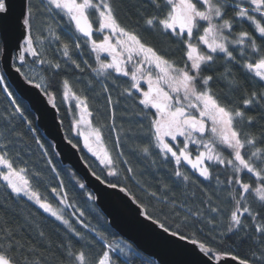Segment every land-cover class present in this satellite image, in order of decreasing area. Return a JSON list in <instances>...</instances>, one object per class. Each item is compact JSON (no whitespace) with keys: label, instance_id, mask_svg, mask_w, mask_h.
Here are the masks:
<instances>
[{"label":"snow or ice","instance_id":"6c2138e0","mask_svg":"<svg viewBox=\"0 0 264 264\" xmlns=\"http://www.w3.org/2000/svg\"><path fill=\"white\" fill-rule=\"evenodd\" d=\"M245 4L248 6L245 7ZM149 7L155 10L154 14H148ZM136 9V15L143 20L146 30L174 37L183 46L182 64L170 59L167 50L158 48L136 28L123 24L119 17L118 0H19L18 4L14 0H0V83L5 81L2 73L12 68L23 75L28 84L33 83L31 76L21 72L24 64L17 67L14 63L17 59L27 63L25 53H30L35 58L33 63H48L54 69L61 67L59 63L41 59L43 53L37 51V43L39 41L42 44L47 37L38 35V31H47L55 41L60 42L65 57H69L70 44L62 40L59 31L73 36L77 49L80 48V37L75 34L87 37L96 54L98 67L93 69L94 72L102 74L111 69L131 79L130 86L120 95L133 98L142 107L135 113L138 120L135 130L129 128L128 133L133 139L148 141L147 144H137L136 150L151 155L153 148L158 149V154L165 161H174L176 170L173 175L181 177L185 182L190 181L191 177L180 170L182 162L191 165L205 180L212 176L207 162L230 166L233 174L223 182L217 176V183L238 185L239 188L229 192L233 207L227 216L225 229L215 235L211 232L205 235L203 227L197 225L206 223L215 229L217 221L213 214L218 216L222 210L213 206L211 196L202 200L200 205H194L192 201L196 196L195 189L190 193L185 192L181 199L173 192L172 186L161 182L159 191L148 190L147 195L162 207L156 214L149 212L148 206L127 186V174L134 170L127 167L123 178H120L121 171L117 169V163L118 158L124 156L120 137L117 136L115 141L120 151L114 158L104 145L101 129L92 128L91 121L86 119L92 115L88 110L87 97L77 96L65 79L63 96L65 99L72 96L80 109V117L75 120V125L87 124L90 128L87 134L81 135L84 146L98 160L99 172L93 168L91 175L108 189H119L126 194L132 203L144 210L140 215L165 234H170L173 243L191 244L192 254L199 257L192 264H212L213 260L218 264L228 257L237 260L239 264H264V211L260 210L264 209V157L258 158L259 149L250 155L245 151L246 146L255 145L256 138L251 132L244 130L245 125L251 127L257 119L246 115L245 109L253 105L262 107L264 91L252 90L246 93L242 105H239L233 104L227 95H218L210 87L216 80H227L233 90L240 87L234 79H230L233 75L231 68L225 67L223 72H217L218 54H223L227 64L242 68L251 78L264 83V44H258L256 37L248 31H241L235 39L231 38L234 24H242L246 20L264 41V0H147V6L138 4ZM229 11L232 16L225 19ZM90 13H95L99 25L96 31L108 32L99 42L91 39L93 23ZM136 23L139 24V21ZM236 46H239V52L234 54ZM202 47L206 51H201ZM248 48L250 53L246 51ZM100 53H107L110 61L101 60ZM72 63L80 68L75 61ZM141 81L146 82V89L141 86ZM35 86L49 96V102L56 108L53 96L48 91L50 85L46 83ZM104 92L107 94L108 104L113 105L107 84L104 85ZM8 95L12 96L13 93L8 92ZM12 103L14 113H19L28 130L35 134L37 129L33 127V119L25 115L26 112L31 114L29 109L22 106L23 101L18 102L15 97ZM152 109L155 111H151ZM111 117L114 121V108ZM260 119H264V115ZM16 135L19 136L20 133ZM179 137H183V140L178 141ZM34 138L40 144V138ZM166 138L178 142L171 143ZM4 139L7 140L6 143L0 142V179L6 182L7 188L17 197H27L44 212L61 221L68 231L59 243L53 245L51 238L43 230H39L38 225L35 226L37 231L33 235L30 231L32 222L27 217L25 223H14L6 215V209L10 206H0L5 210L0 212V264H93L86 251L93 246V241L78 231L38 191L33 190L26 178V168L16 166L19 153L13 156L9 152V148L15 146L13 141L7 137ZM67 143L72 148L78 147L71 139ZM190 145L196 146L194 159ZM220 148L228 151L229 156L225 157ZM48 162L51 163V159ZM119 163L127 165L129 161L123 159ZM245 170L257 180L255 188L250 183L243 182L240 173ZM109 177L117 179L112 182ZM191 182L196 184L194 180ZM80 187L84 188L85 185L80 184ZM52 191L55 193L57 190ZM200 191L205 192L204 189ZM249 195L257 200L259 209H253L248 200ZM89 197L94 201L97 199L91 193ZM68 232L78 238L81 247H76L73 236H69ZM201 235H205V238L201 239ZM229 240L232 241L231 244L227 243ZM244 243H250V258L242 259L235 254L233 245ZM106 247L115 251L119 245L114 248L112 244H106ZM120 251L123 253L122 248ZM94 264L117 262L111 258L109 251H104L103 256L95 260Z\"/></svg>","mask_w":264,"mask_h":264},{"label":"trees","instance_id":"16d2710c","mask_svg":"<svg viewBox=\"0 0 264 264\" xmlns=\"http://www.w3.org/2000/svg\"><path fill=\"white\" fill-rule=\"evenodd\" d=\"M118 2L119 17L123 24L130 28H136L141 35L149 38L158 48L167 50L170 53V59H175L181 64L183 63V46L174 37L163 36L158 32L146 30L143 20L136 15V5L145 4L147 6V0H118ZM154 11L153 8H148L149 15L154 14ZM230 18L229 11L225 19ZM137 21H139V24L136 23ZM37 25L39 27V19ZM241 28L240 31H245L244 27ZM249 31L256 37L258 44H264V41L259 38V35L254 29H249ZM37 34L47 37L42 44L39 41L37 43V51H42L43 53L41 59L59 63L61 67L54 69L48 63L40 64L39 61L33 63L35 58L27 53L25 54L27 63H23L24 67L21 69V72L31 76L34 84L44 85L47 83L50 85L48 91L52 94L53 102L58 109L64 133L68 139L73 141V144H78L77 148L81 153L80 155H82L87 165H91V170L95 168L99 172V168L97 167L98 160L87 151L80 134H76V129L79 126L75 125L74 122L80 117V109L76 106L75 99L72 96H69L67 99L64 98L63 81L65 79L69 81L73 92L77 96L82 98L87 97L88 110L92 115L86 117V119L91 121L92 128L101 129L104 145L109 149L114 158H116L117 153L120 151L115 144L117 136L120 137V143L124 151V156L119 157L117 163V169L121 171L120 178H123L124 169L127 167H131L134 170L133 173L127 174L129 176V179L126 181L127 186L148 206L149 212L156 214L159 208L162 207L155 199H151L147 195L148 190L159 191V184L161 182L172 186L173 192L181 199L184 198L185 192L190 193L195 189L196 196L192 201L194 205H200L202 200L211 196L213 206H218L222 210L218 216L213 214L217 221V227L215 229L206 223L197 225V227H203L205 235L209 232L215 235L217 232L223 231L227 224V216L233 207L229 192L233 189H238L239 186L227 185L225 183L218 184L217 176L221 182L225 181L233 174L231 167L218 165L214 162H207L210 165L212 176L211 179L205 180L199 176L198 172L191 168V165L182 162L180 170L189 175L191 180L196 181L194 185L191 180L185 182L181 177L174 176L173 173L176 170L174 161H165L158 154V149L153 148L151 155H145L136 150L135 146L137 144H147L148 141L133 139L132 135L128 133L129 128L135 130L138 123L135 113L140 111L142 107L133 98H129L127 95H120L125 88L130 86V77H124L111 69L102 74L94 72L93 69L98 67L95 53L92 52L90 42L78 33L75 35L80 37L79 49L75 47V39L73 36H68L64 31H59L62 40L70 44V58L63 55L61 43L55 41L47 31H38ZM93 39L97 42L100 41L97 33ZM201 51H206V48L202 47ZM238 52L239 46H236L234 54ZM256 58L258 57H254V59ZM101 60L104 62L110 61H107L105 57H102ZM72 61L79 64L80 68H76ZM14 63L16 66H20L16 61ZM225 67L231 68L233 75L230 79H234L240 87L233 90L228 85L227 80H216L210 87L218 95H227L233 104L242 105V100L246 93H250L252 90L264 91V83L259 82L258 79L251 78L242 68L233 64H227L223 54H218L217 72H223ZM41 77H44V79L42 80ZM105 84L108 85L114 102L113 105H109L107 102V94L104 92ZM141 86L146 89V82L142 81ZM8 92H12L13 95L9 96ZM14 97L18 102L22 100V106L29 109L31 114L29 115L26 112L25 115H28L29 119H33V127L37 129L35 134L28 130L26 122L23 121L19 113H14V105L12 103ZM262 107H264V103H262ZM262 107L253 105L249 109H245L246 115L257 118L251 127L248 125L244 126V130L251 132L256 138L255 145L246 146L245 151L250 155L259 149L260 154L258 158L264 157V142H262L264 141V119H260L261 115H264ZM113 108L115 110L114 121L111 117ZM151 111L154 112L155 110L152 109ZM36 120L37 117L29 104L17 94L5 77V81L0 83V133H3V136H0V142H7L4 137L13 141L15 146L10 147L9 152L13 156L19 153L16 166L18 168H26V178L29 179L33 190L38 191L41 197L51 203L53 208L59 210L65 219L70 220L78 231L93 241V246L86 249L89 254V259L93 261V264L95 260L103 256L104 251H109L111 258L117 264H157L153 259L136 249L133 244L122 238L110 226L101 208L89 197V193L94 196L93 193L86 186L81 188L80 184H84L82 178L70 166L61 163L53 143L43 135L36 124ZM144 123L146 129L147 122L145 121ZM113 124L115 125L114 128ZM16 133H20V135L17 136ZM34 137L40 138V144L36 143ZM166 139L171 143H177L179 140H183V137H179L177 142H172L171 138ZM41 144L43 147H41ZM189 147L194 159L196 146L190 145ZM200 150L203 149L201 148ZM219 150L222 151L225 157L229 156L228 151L222 148ZM49 159H51V163L48 162ZM123 159H127L129 164L124 165L119 163V160ZM153 160L155 163H153ZM240 176L243 182L250 183L253 188L257 186L258 182L255 177L247 173L246 170L240 173ZM108 179L115 182L117 178L109 177ZM52 189H56L57 191L54 193ZM200 189H204L207 195H205V192H201ZM248 200L254 210L260 208L253 195H249ZM3 205L10 206L6 209V215L11 221L14 223H25V217H27L32 222L30 231L33 235L37 231L35 226L38 225L39 230H43L51 238L53 245L59 243L63 239L64 233L68 231L61 221L56 220L55 217L44 212L33 201L28 200L23 195L17 197L11 192V189L7 188L6 182L0 179V206ZM260 210L264 211V209ZM3 211L5 210L0 207V212ZM80 213H83V215L81 216ZM188 230L191 231V229ZM68 235L73 236L70 232H68ZM205 235H201V239H204ZM73 243L77 248L81 247L77 237L73 236ZM227 243L231 244L232 241L229 240ZM106 244H112L114 248L116 245H119V248L112 251L106 247ZM210 246L215 247L214 245ZM249 246L250 243L233 245L235 254L242 259L250 258ZM251 246L255 247V245ZM121 248L123 249V253L120 251Z\"/></svg>","mask_w":264,"mask_h":264},{"label":"water","instance_id":"95a60500","mask_svg":"<svg viewBox=\"0 0 264 264\" xmlns=\"http://www.w3.org/2000/svg\"><path fill=\"white\" fill-rule=\"evenodd\" d=\"M19 0H14L18 4ZM94 33V27H93ZM87 38V37H85ZM93 36L91 37V39ZM88 39V38H87ZM19 65L22 61L16 60ZM7 80L17 94L34 111L36 124L43 135L49 139L58 153L62 164L70 166L82 178L85 186L94 194L97 206L107 217L110 226L125 240L157 264H192L199 257L191 252V244H176L170 234H165L144 216V210L131 202L119 189H108L91 175V168L85 162L78 148H72L64 133L58 109L36 84H28L24 76L16 73L15 68L4 71ZM119 255V254H118ZM212 264H217L215 260ZM218 264H239L231 257L222 259Z\"/></svg>","mask_w":264,"mask_h":264},{"label":"rangeland","instance_id":"374dc122","mask_svg":"<svg viewBox=\"0 0 264 264\" xmlns=\"http://www.w3.org/2000/svg\"><path fill=\"white\" fill-rule=\"evenodd\" d=\"M245 7H247L246 5H244ZM90 19H91V21L93 22V24H94V26L96 27V29H98V27H99V25H98V23L96 22V16H95V13H90ZM204 26H206V24L204 25ZM96 33H97V35H98V37L100 38V40L101 39H103V35H106V34H108V32H107V30L105 31V32H103V33H101V32H97L96 31ZM81 35V34H80ZM232 39H235V38H233V37H231ZM114 42V41H113ZM93 52V51H92ZM25 54H27V53H25ZM96 55V54H95ZM100 56H101V58L103 57H105V58H107V61L108 60H110L111 58L108 56V54L107 53H100ZM144 82V81H143ZM141 83H142V81H141ZM76 102V101H75ZM90 131V128H89V126L88 125H86V124H81V125H79V127H77V129H76V134H80V137H82L83 138V135H81V133H84V134H87L88 132ZM87 149V148H86ZM87 151H88V149H87ZM89 152V151H88ZM90 153V152H89ZM90 154H92V153H90ZM118 253V252H117Z\"/></svg>","mask_w":264,"mask_h":264},{"label":"flooded vegetation","instance_id":"af4514ba","mask_svg":"<svg viewBox=\"0 0 264 264\" xmlns=\"http://www.w3.org/2000/svg\"><path fill=\"white\" fill-rule=\"evenodd\" d=\"M245 5L248 6L247 4H245ZM230 15L232 16L231 11H230ZM257 19H259V15L258 14H257ZM262 23H264V21H262ZM202 26H204V25H202ZM241 27H244L245 31H248L252 35V33L249 31V29L253 30L254 27L250 24V22L244 20L242 24H240V23L234 24V28L232 30L233 31V35L231 37L235 38L236 35H238V33L241 32L240 31L242 29ZM246 51H248L250 53V48L246 49Z\"/></svg>","mask_w":264,"mask_h":264}]
</instances>
